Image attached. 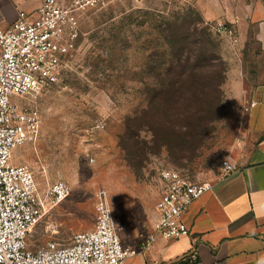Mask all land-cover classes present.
Instances as JSON below:
<instances>
[{"label": "rangeland", "instance_id": "1", "mask_svg": "<svg viewBox=\"0 0 264 264\" xmlns=\"http://www.w3.org/2000/svg\"><path fill=\"white\" fill-rule=\"evenodd\" d=\"M80 26L61 81L27 99L41 114L40 133L12 161L33 170L42 196L60 180L71 189L33 229V250L50 240L69 245L74 235L91 231L101 191L124 237L133 221L154 218L162 170L193 183L220 179L221 163L243 131L248 81L259 71L258 58L233 57L196 0H104L82 14ZM202 41L226 64L221 104H192L197 112L190 121L213 120L207 131H174L169 123L181 125L186 107L160 92L167 84L156 75L163 77L176 66L174 57L184 60Z\"/></svg>", "mask_w": 264, "mask_h": 264}, {"label": "built area", "instance_id": "2", "mask_svg": "<svg viewBox=\"0 0 264 264\" xmlns=\"http://www.w3.org/2000/svg\"><path fill=\"white\" fill-rule=\"evenodd\" d=\"M103 1L43 0L39 10L20 12L9 29L0 30V264H124L135 253L123 246L104 191L97 197L91 231L74 235L69 245L50 240L31 249L33 229L66 201L71 189L60 180L42 196L33 170L12 162L15 151L35 143L40 133L41 114L27 99L61 81L81 37L82 14ZM213 28L229 45L239 43L235 24L217 23ZM255 106L251 102L245 111ZM221 168V179L237 170L229 159ZM159 178L162 189L154 234L147 239L146 248L158 237L175 240L188 236L185 212L213 189L212 182L193 183L172 169L162 170Z\"/></svg>", "mask_w": 264, "mask_h": 264}, {"label": "crops", "instance_id": "3", "mask_svg": "<svg viewBox=\"0 0 264 264\" xmlns=\"http://www.w3.org/2000/svg\"><path fill=\"white\" fill-rule=\"evenodd\" d=\"M204 19L235 24L239 43L233 57L259 59L255 81H248L239 142L229 157L236 172L213 182V189L193 202L183 216L189 235L175 240L160 237L149 247L153 221L136 220L124 237L135 251L124 264H264V0H196ZM43 0H0V30L9 29L20 12L33 13ZM245 79V78H244ZM244 81L242 84H244ZM17 151V150H16ZM15 151V152H16Z\"/></svg>", "mask_w": 264, "mask_h": 264}, {"label": "trees", "instance_id": "4", "mask_svg": "<svg viewBox=\"0 0 264 264\" xmlns=\"http://www.w3.org/2000/svg\"><path fill=\"white\" fill-rule=\"evenodd\" d=\"M204 45L203 41L200 42V47L190 50L191 53H188L190 55L184 60H182V57H179L178 60L174 57L176 66L167 68L163 77L161 74L156 75V80L167 84V87H163L160 92H164L166 96L176 99L177 102L186 107L183 112L187 116L182 117L185 121L181 125H178L175 121L169 123V127L174 131L188 133L190 130L207 131L213 120L204 117L198 125L194 121H190L189 117L197 112H193L192 104L194 107V103L201 102L213 107L215 105L213 103L219 104L221 102V87L227 72L226 64L220 56L209 55ZM198 111L199 113L209 112L210 115V110Z\"/></svg>", "mask_w": 264, "mask_h": 264}]
</instances>
